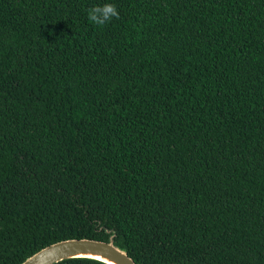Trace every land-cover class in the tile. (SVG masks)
Returning <instances> with one entry per match:
<instances>
[{"label":"trees","instance_id":"1","mask_svg":"<svg viewBox=\"0 0 264 264\" xmlns=\"http://www.w3.org/2000/svg\"><path fill=\"white\" fill-rule=\"evenodd\" d=\"M112 235L264 264V0H0V264Z\"/></svg>","mask_w":264,"mask_h":264},{"label":"water","instance_id":"2","mask_svg":"<svg viewBox=\"0 0 264 264\" xmlns=\"http://www.w3.org/2000/svg\"><path fill=\"white\" fill-rule=\"evenodd\" d=\"M86 257L107 264H138L128 251L117 245L114 235L109 241L93 238H68L49 244L21 264H54L65 259Z\"/></svg>","mask_w":264,"mask_h":264},{"label":"clouds","instance_id":"3","mask_svg":"<svg viewBox=\"0 0 264 264\" xmlns=\"http://www.w3.org/2000/svg\"><path fill=\"white\" fill-rule=\"evenodd\" d=\"M119 11L113 3L95 5L88 9V19L97 26H103L113 18H119Z\"/></svg>","mask_w":264,"mask_h":264}]
</instances>
